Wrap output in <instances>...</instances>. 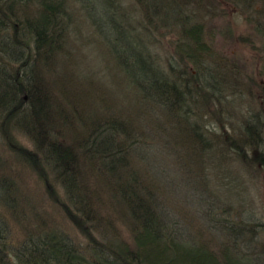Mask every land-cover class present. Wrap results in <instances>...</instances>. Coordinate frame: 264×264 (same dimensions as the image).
<instances>
[{"label":"rangeland","instance_id":"1","mask_svg":"<svg viewBox=\"0 0 264 264\" xmlns=\"http://www.w3.org/2000/svg\"><path fill=\"white\" fill-rule=\"evenodd\" d=\"M153 1L156 4H150V9L159 10L157 2L160 1L164 10L173 5L193 21L204 23L205 38L214 51L212 63L222 76L218 80L221 93L220 101L210 98L204 107H199L195 116L204 138L212 146L203 153L199 165L192 163L199 171L185 163L184 152L187 154L188 150H185L187 146L180 148L177 144L182 139L180 133L175 130V134H166L157 127L155 133L148 132L151 135L149 142L143 143L147 153L145 167L141 161H133V164L141 168V179L145 184L148 185L153 176L158 182L162 180L164 187L166 184L170 187V195L164 193L158 200L165 204L177 221L178 231L185 236L203 227L207 236L213 232L220 238L218 241L232 251L238 249L239 253L249 254V250L243 249L245 243L252 246L250 251H258L250 236L257 245L264 247V164L244 130L248 127L247 121H251L252 129L259 130L258 134L264 139V0H172V5L168 3L171 0ZM117 2L125 11L123 25L134 27L130 35L136 41L139 36L143 37L145 47L151 50L152 58L161 69L169 70L170 60L179 68L188 69V63L175 50L179 26L176 22L173 25L169 14L162 13L160 20L152 17L151 24L152 10L142 11L137 0ZM27 7L29 12H34L31 4ZM68 9L72 14V25L63 38L64 48L61 53L56 52V58L47 68L42 69L44 82L52 91L53 99L56 97V112L64 107L72 113L62 91L74 90L79 91L82 101L86 102H75L74 111L101 119L123 116L133 123V128H139L147 111L137 106V94L130 79L89 21L81 3L69 0ZM89 12L93 17H103L100 8L93 5ZM156 111L149 113L155 121L159 119L155 116ZM153 119L150 117V122ZM58 122L63 126V120ZM75 125L78 128L77 122ZM33 126L34 132L36 129L45 132L43 128ZM71 129L65 125V130L60 131L57 127L58 141L70 142L73 138ZM24 131L14 122L4 125L0 119V177L7 179L11 189V201L7 200L8 205L0 204V244L5 259L15 264V251L22 245L29 240L28 245H31L48 233H55L65 236L66 242L74 244L90 260L94 238L100 237L95 229L88 235L94 226L134 245V231L111 201L112 207L108 203L101 204L99 216L89 214L93 227L86 223L87 213L72 205L61 178L51 171L37 150L36 134ZM182 140L187 143V139ZM29 156L36 157L38 163ZM78 166H81L82 174H87V169L80 163ZM89 187L92 186L89 184ZM246 222L253 225L248 227L244 225ZM239 227L244 229L239 232ZM245 228L253 229L252 233L246 234ZM239 262L236 258L233 261Z\"/></svg>","mask_w":264,"mask_h":264},{"label":"trees","instance_id":"2","mask_svg":"<svg viewBox=\"0 0 264 264\" xmlns=\"http://www.w3.org/2000/svg\"><path fill=\"white\" fill-rule=\"evenodd\" d=\"M76 1L86 9L89 21L130 79L137 94V106L147 111L141 126L133 128V123L123 116L85 117L83 112L74 111L75 102L86 103L82 101V94L74 90L65 93L61 89L72 113L64 107L56 112V97L53 99L52 91L45 84L42 69L47 68L56 58V52L61 53L64 48L63 38L72 25L69 0H0V119L4 125L14 122L25 133L36 134L37 150L51 171L61 178L72 205L87 213L86 223H91L89 214L100 215L102 203L112 207L111 201L134 231V245L117 234L109 236L91 223L94 227L88 235L95 229L100 237L94 238L90 260L74 244L66 242L65 236L48 233L40 241L28 245L29 240L15 251V264H236L233 263L235 258L240 264H251L244 259L264 264V247L257 245L252 236L250 241L258 251H250L252 246L245 243L243 249L250 253L243 254L222 245L213 232L207 236L203 227L188 236L178 231L176 219L158 200L164 193L170 195V187L167 184L164 187L162 180L158 182L153 176L148 185L145 184L141 168L133 164V161H141L145 167L144 144L151 138L148 132L155 133L156 127L166 134L178 132L182 139H187V143L180 139L177 144L180 148L188 147L184 161L193 168L192 163L199 165L203 153L211 149L195 116L210 98L220 101L218 80L222 76L212 63L214 51L205 38L204 23L193 21L180 9H175L172 0L168 2L172 8L167 5L169 9L166 10L162 1L157 2L162 8L157 10L150 9L156 4L153 0H137L142 11L152 10L151 24L153 18L160 20L163 13L169 14L173 25L176 22L179 26L178 29L173 26L174 31H178L175 50L188 63V69L179 68L170 60L169 70H163L152 58L151 50L145 47L143 37L137 34V42L130 35L134 27L123 25L126 18L121 3L117 0L116 3L113 0ZM28 4L33 6L34 12H29ZM91 5L100 8L103 17H93L89 12ZM108 27L110 31H106ZM176 72L179 73L175 75ZM59 82L61 80L55 83ZM154 109L158 112L157 121L150 116ZM59 119L64 121L63 126H59ZM250 122L247 121L248 127L243 130L249 135L252 146L257 147L259 159L264 164V139L258 134L259 130L252 129ZM33 125L45 132L41 129L34 132ZM65 125L72 127L73 135L67 143L58 141L56 133L57 127L61 131L65 130ZM29 157L38 163L36 157ZM79 163L87 169V174H82ZM147 173L151 175L149 170ZM10 192L9 182L0 177V204L8 205ZM249 224L253 225L250 222L244 225L249 227ZM238 229L240 232L244 228ZM252 231L245 228L246 234ZM244 237L246 235L242 240ZM5 258L0 244V264L11 263Z\"/></svg>","mask_w":264,"mask_h":264}]
</instances>
